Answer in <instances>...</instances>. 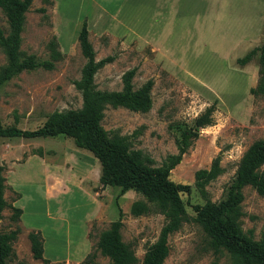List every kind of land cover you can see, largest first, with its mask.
Returning <instances> with one entry per match:
<instances>
[{
	"label": "rangeland",
	"instance_id": "rangeland-1",
	"mask_svg": "<svg viewBox=\"0 0 264 264\" xmlns=\"http://www.w3.org/2000/svg\"><path fill=\"white\" fill-rule=\"evenodd\" d=\"M250 1L251 6L249 0H32L24 14L19 48L44 59L48 57L47 42L54 39L61 58L50 70L22 71L0 86V124L34 129L53 111L80 107L81 97L73 81L79 78L85 61L76 39L85 19L95 59L114 55L113 61L95 72L96 88L119 90L122 73L131 67L136 68L134 88L148 78L153 81L148 111L107 106L100 122L107 132L127 137L131 148L148 156L153 165L176 152L180 129L214 102L213 124L199 130L168 178L189 184L188 193H180V198L190 216H194L192 206L199 204L222 219L232 206L238 159L253 140L264 136V96L248 92L257 79L256 59L240 66L235 57L229 58L226 46L215 40L222 26L228 25L230 14H250L248 32L252 34L258 11L263 10L249 48L260 44L264 0ZM39 7L45 8L44 16L36 11ZM163 16L169 17L168 25L155 32L154 25ZM0 27L6 32L1 12ZM172 38L183 56L179 59H170L169 54L165 58L164 48ZM211 38L212 42L206 41ZM242 49L234 54L240 56ZM187 55L190 57L184 58ZM3 63L0 51V65ZM215 155H219L221 172L201 193L193 185L194 171L207 168ZM0 163L6 185L3 198L21 209L17 222L10 219L11 209L1 211L0 231L19 228L12 242L13 256L6 264H41L31 256L26 237L29 229L40 232L42 256L48 264H77L94 250L98 233L116 219L118 208L123 214L121 238L132 245L135 264H141L145 248L156 239L164 222L163 215L153 211L132 216L130 204L143 199L141 195L133 190L119 195L117 187L101 186L98 161L75 147L69 137H0ZM242 193L241 228L259 239L264 235V196L250 186L243 187ZM167 246L162 264H230L226 252L212 253L192 219L167 237ZM75 250L78 255L71 254ZM94 260L109 264L98 252Z\"/></svg>",
	"mask_w": 264,
	"mask_h": 264
},
{
	"label": "trees",
	"instance_id": "trees-1",
	"mask_svg": "<svg viewBox=\"0 0 264 264\" xmlns=\"http://www.w3.org/2000/svg\"><path fill=\"white\" fill-rule=\"evenodd\" d=\"M31 2L32 0H0V12L7 25L6 32L0 27V51L4 56V63L0 65V86L22 71L38 67L50 70L61 58L54 39L47 42L48 57L44 59H38L19 48L24 14ZM44 2L51 3V0ZM36 11L43 15L45 8L39 7ZM76 39L85 59L79 78L73 81L81 97L80 107L53 111L34 129L0 124V137H69L75 147L89 152L98 161V182L101 186L117 187L119 195L127 190L141 195L143 199H136L130 204L129 213L132 216L153 211L164 217L156 239L143 252L141 264H162L168 253L167 237L190 219L200 226L207 246L214 255L226 252L230 264H264V235L254 239L250 232L241 228L243 187L250 186L258 195L264 196V136L253 140L238 159L231 196L232 206L228 213L218 219L207 206L195 204L192 206L194 216H190L180 198V193H188L189 184L175 183L168 178V174L198 137L199 130L213 124L214 102L196 115L190 125L180 129L179 136L175 138L176 152L167 154L160 165H153L148 156L131 148L127 137L116 132H107L100 123L107 106L141 113L148 111L151 107L152 79L148 78L134 88L132 77L136 68L131 67L122 73L119 90L96 88L93 82L95 72L113 61L114 55L95 59L85 19L80 23ZM254 58L257 62V79L255 85L248 88V92L254 97L264 96V30L260 44L237 57L235 62L242 66ZM3 170L4 165L0 163V219L1 211L8 207L11 209L10 219L17 222L21 209L7 203L3 198L6 188ZM220 172L219 155H215L207 168L194 171L193 185L203 193L204 185ZM15 196L18 198L19 193L15 192ZM122 215L118 208L116 219L98 233L94 250L89 251L77 264H96V252L106 257L109 264L137 262L132 245L121 238ZM18 232L17 226L0 231V264H6L7 259L13 256L12 242ZM26 237L32 258L40 260L41 264H48L49 260L42 256L40 232L29 229Z\"/></svg>",
	"mask_w": 264,
	"mask_h": 264
},
{
	"label": "crops",
	"instance_id": "crops-1",
	"mask_svg": "<svg viewBox=\"0 0 264 264\" xmlns=\"http://www.w3.org/2000/svg\"><path fill=\"white\" fill-rule=\"evenodd\" d=\"M249 5L251 6V1L250 0H249ZM263 5H264V2H263ZM262 11L263 10L258 11L257 21H256L255 24L252 25V27H253V33L252 34H250L248 32V29L251 27L250 14H248V15L247 14H243L242 15L241 13L240 14H230V16L228 17V22H229L228 25H226V26L223 25L222 26V28L219 30L218 36L215 39L218 44L226 46V50H227L226 53L228 54L229 58H231V57H235V58L240 57L247 50L250 49L249 48L250 40H251L250 38H251V36L253 38V34L256 33L259 25H261V22H262ZM168 18L169 17H167V16H163V17H160V19L156 21V23L154 25L155 32L159 31L161 27L165 28L168 25L167 24ZM173 27H175V26H173ZM103 30L106 31V29L104 27H103ZM106 32H108V31H106ZM112 35H120V34H112ZM170 35L173 36L175 34L173 33V31H171ZM123 36H126V35H123ZM195 36L196 35L194 34L192 36V38H190V40L193 41L195 39ZM130 37H134V36H130ZM175 37H177V36H175ZM174 38L171 39L172 41H171V44L169 45V47H165L164 48V50H165V54H164L165 58H168L167 54L170 55L169 56L170 59H179L180 57H183L181 55V53L179 52V48L176 45ZM206 41L207 42H212L213 39L212 38L211 39H206ZM242 44H244V46H242ZM241 47L243 48L242 51L245 50L244 53H242L240 56L235 55L234 51L237 48H241ZM157 49L160 50L161 48L157 47ZM195 55H196L195 57L198 56V54H195ZM188 57H190V55H187L184 58H188ZM76 251L77 250L73 251L71 254H74V255L77 254L78 255L79 252L75 253Z\"/></svg>",
	"mask_w": 264,
	"mask_h": 264
}]
</instances>
